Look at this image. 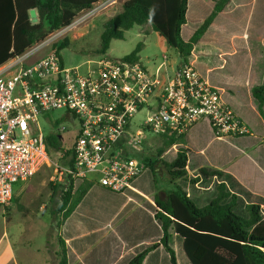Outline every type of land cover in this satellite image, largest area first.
Listing matches in <instances>:
<instances>
[{"label":"built area","instance_id":"2783aa9c","mask_svg":"<svg viewBox=\"0 0 264 264\" xmlns=\"http://www.w3.org/2000/svg\"><path fill=\"white\" fill-rule=\"evenodd\" d=\"M37 51L33 48L0 70L1 209L12 206L16 184L49 164L38 117L54 110H66L78 122L74 165L65 169L66 175L75 185L93 180L114 193L129 190L144 172L137 154L144 151L146 133L184 137L207 120L218 137L249 134L222 91L190 64L165 75L150 73L140 61L102 58L82 72L65 67L55 52L29 62ZM167 61L165 56L161 69ZM143 111L145 118L134 133L133 118ZM64 131L56 133L63 137Z\"/></svg>","mask_w":264,"mask_h":264},{"label":"crops","instance_id":"0c3cea01","mask_svg":"<svg viewBox=\"0 0 264 264\" xmlns=\"http://www.w3.org/2000/svg\"><path fill=\"white\" fill-rule=\"evenodd\" d=\"M217 1H188L187 23L181 33L185 42L193 37L213 12ZM239 1L231 0L219 14L194 47L189 63L211 86L224 93V101L248 127L249 134L240 137H218L210 122L203 120L184 136V144L172 147L163 158L173 162L180 149L188 150V179L181 181L180 186L197 207L209 205L218 196V185L225 183L227 190L238 198V205L235 208L237 214L241 213L239 214L241 217L248 219L247 206L256 204L261 206V215L264 218V109L262 115L258 101L253 97V89L264 85V0H248L249 9L245 16L249 24L244 31V38L248 41L250 59L244 68L246 78L239 81V85L236 82L230 83L231 90L236 94L227 96L225 90L228 89L220 86V82L213 75L214 68L211 67L214 51L223 55L222 59L231 56L225 49L212 45V38L220 37L221 23L225 18L238 17L241 3ZM236 52L237 50H234L232 54ZM226 64L224 60L221 67ZM5 65L1 66L0 70ZM179 67L180 63L176 68H171L173 74ZM158 71L171 75L168 63L164 69L160 68ZM241 99L245 100L244 105L246 102L251 104L254 119L250 117L245 121L240 116V113L244 114L240 107ZM170 150H173L174 155L167 159ZM203 170L208 175H203ZM213 172H221L223 177L213 176L211 174ZM196 178H200V181L192 184L191 180ZM24 183L15 185L14 198L15 194L20 195L27 191L29 183ZM97 187L105 195H117L122 203L121 209L125 211L124 221L117 229L113 228L112 222L118 219L119 212L113 214L114 209L103 208L95 202ZM155 194L151 172L142 173L124 193L116 194L95 185L59 232V236L67 245L68 264H129L144 250L160 242L163 238V229L155 218ZM228 202L229 200L224 203ZM15 206L18 205L13 206L12 214L20 213ZM28 212L29 208L25 213H31ZM10 222L11 217L8 220H0V264H61V246L58 241L57 245L55 241H50L51 227H48V233L45 234L47 242L34 250L31 237L35 224L31 222L13 224L15 232L12 233ZM171 235L170 246L176 253L178 264H191L184 252L183 239L175 231H171ZM143 264H171L170 255L161 246L150 252Z\"/></svg>","mask_w":264,"mask_h":264},{"label":"trees","instance_id":"16d2710c","mask_svg":"<svg viewBox=\"0 0 264 264\" xmlns=\"http://www.w3.org/2000/svg\"><path fill=\"white\" fill-rule=\"evenodd\" d=\"M103 1L106 0H0V67L24 56L52 33L70 27L81 13L91 11ZM188 1H125L122 11L104 24L98 54L106 55L111 42L123 40L125 33L134 27L149 25L159 34L167 49L178 51L180 66L190 64L189 57L194 47L231 0H218L213 12L193 37L185 42L181 33L187 23ZM65 46L63 43L55 49L60 60V51ZM141 50L140 44L124 59L139 62ZM253 97L258 101L263 115L264 85L253 89ZM45 139L50 158L59 155L62 165L66 169L72 168L73 147L66 150L63 137L56 132ZM157 141L159 145L155 152L149 154L148 147L137 156L153 177L156 190L155 218L162 225L163 238L137 255L129 264H143L148 254L161 246L170 255L171 264H178L176 253L170 246L171 231L183 239L184 252L191 264H264V218L261 206L248 205L249 218L241 217L235 212L237 196L230 193L225 183H222L217 187L216 199L203 208L197 207L180 186L181 181L188 179V150L180 149L173 162L163 158L169 149L184 144V137L160 135ZM202 173L208 175L205 170ZM211 174L223 177L221 172ZM199 181L200 178H196L191 183L197 184ZM95 185V181L85 180L75 189V181L69 175L62 182L51 183L49 203L52 208V227L60 232ZM227 200L229 202L225 204ZM58 242L61 246V264H68L66 242L61 236Z\"/></svg>","mask_w":264,"mask_h":264},{"label":"rangeland","instance_id":"374dc122","mask_svg":"<svg viewBox=\"0 0 264 264\" xmlns=\"http://www.w3.org/2000/svg\"><path fill=\"white\" fill-rule=\"evenodd\" d=\"M239 2L241 3L238 17L236 19L225 18L221 23L222 27L219 31L220 37L212 38V45L225 49L231 55L222 59L223 55H219V53L214 51L212 53L213 57L211 58V67L214 68L213 75L220 82V86L228 89L225 90L227 96L236 94L235 91L231 90L230 83L236 82L239 85L238 82L246 78L247 73L244 68L247 67L248 60L250 59L247 46L248 41L244 38V31L248 28L246 26L249 24L245 16L249 9L248 0H240ZM123 3L110 4L107 1H103L97 4L91 11L81 13L70 27L52 33L44 42L36 45L34 48H38V51L34 53L30 61L54 52L56 53L55 49L64 43L66 46L60 51L63 65L68 68L79 67L82 72H86L88 68L93 66L92 64L94 62L102 58L122 59L131 54L141 44L142 50L139 54L140 62L150 73L156 74L158 69L163 67L164 57L166 56L168 66L170 65L171 75H173L171 68H176L180 63L178 51L175 49H167L159 34L154 32L149 25L134 27L125 33L123 40H113L106 55L98 54V50L101 47V36L104 31V24L122 11ZM259 41L257 42L259 43ZM206 44L208 43L206 42ZM234 50H237L236 54H232ZM224 60L227 64L221 67ZM223 95L224 93L222 92ZM243 101L245 100L241 99L242 105L240 107L244 114L240 113V116L245 121L250 117L254 119L255 114L251 104L246 102L244 105ZM144 118L145 111L135 115L131 127L134 133L139 129L138 124ZM38 126L44 136H48L64 128L63 146L67 150L73 145L78 122L66 110H54L46 115L39 116ZM146 136L148 140L144 143V151L150 147L149 154H152L157 149L159 142L157 141V137L150 133H146ZM173 155V150H170L166 158L171 159ZM137 158L139 157L137 156ZM65 169L66 167L62 165L59 155H55L52 159L50 158L49 164L40 167L37 175L25 182L29 183L27 191L20 195L15 194L12 206L9 209L4 210L0 208V220H8L11 217L9 227L12 233L15 232L13 224L28 222L35 224L31 237L34 250H37L44 242H47V236L45 234L48 233V227H51L50 241H55V244L58 241L59 231L52 227V208L49 203L51 194L50 184L64 181L67 176ZM147 172L150 171L145 169L143 173ZM80 184L81 182H76L75 189ZM99 189L98 187L95 188L94 200L103 208L114 209L113 214L119 212L118 219L112 222L113 228L117 229L122 224V221H124L125 211L121 209L122 203L117 195H105ZM14 205H18L17 207L15 206V209L21 211L20 213L12 214ZM28 208L29 212H31L30 214L25 213Z\"/></svg>","mask_w":264,"mask_h":264}]
</instances>
